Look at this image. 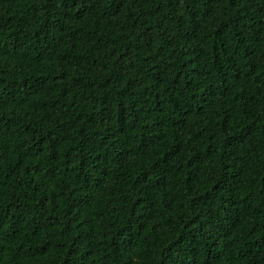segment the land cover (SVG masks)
Listing matches in <instances>:
<instances>
[{"label": "trees", "instance_id": "obj_1", "mask_svg": "<svg viewBox=\"0 0 264 264\" xmlns=\"http://www.w3.org/2000/svg\"><path fill=\"white\" fill-rule=\"evenodd\" d=\"M0 264H264V0H0Z\"/></svg>", "mask_w": 264, "mask_h": 264}]
</instances>
